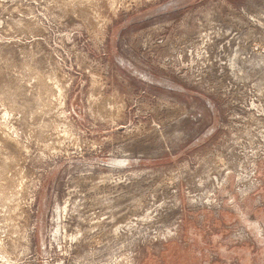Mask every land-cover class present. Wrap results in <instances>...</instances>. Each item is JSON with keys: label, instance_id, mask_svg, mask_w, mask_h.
I'll use <instances>...</instances> for the list:
<instances>
[{"label": "rangeland", "instance_id": "rangeland-1", "mask_svg": "<svg viewBox=\"0 0 264 264\" xmlns=\"http://www.w3.org/2000/svg\"><path fill=\"white\" fill-rule=\"evenodd\" d=\"M0 264H264V0H0Z\"/></svg>", "mask_w": 264, "mask_h": 264}]
</instances>
